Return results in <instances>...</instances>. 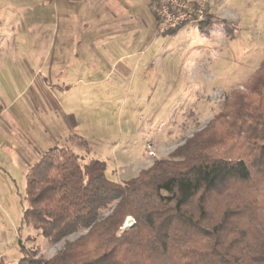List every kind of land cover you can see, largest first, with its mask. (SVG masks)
<instances>
[{"label":"rangeland","instance_id":"374dc122","mask_svg":"<svg viewBox=\"0 0 264 264\" xmlns=\"http://www.w3.org/2000/svg\"><path fill=\"white\" fill-rule=\"evenodd\" d=\"M155 6V0H0L2 57L7 48L27 62L32 57L37 68L47 50L41 77L65 84L61 100L78 116L70 133L88 149L67 137L57 145L84 161H106V176L120 183L203 127L264 60V0L192 1L200 21L177 24L172 34L157 32ZM207 17L211 24L199 28ZM61 32L72 35L58 48ZM4 90L0 81L2 106L10 101ZM17 138L10 136L16 145ZM35 153L26 155L35 161L41 155ZM19 156L18 145H0V264L18 263L20 242L49 258L80 234L49 242L22 222L27 164ZM132 223L128 216L122 228Z\"/></svg>","mask_w":264,"mask_h":264},{"label":"trees","instance_id":"16d2710c","mask_svg":"<svg viewBox=\"0 0 264 264\" xmlns=\"http://www.w3.org/2000/svg\"><path fill=\"white\" fill-rule=\"evenodd\" d=\"M106 168L59 145L28 166L22 222L49 242L80 234L49 258L20 242L17 264H264V60L166 157L123 183Z\"/></svg>","mask_w":264,"mask_h":264},{"label":"crops","instance_id":"0c3cea01","mask_svg":"<svg viewBox=\"0 0 264 264\" xmlns=\"http://www.w3.org/2000/svg\"><path fill=\"white\" fill-rule=\"evenodd\" d=\"M59 35L65 41L62 45L59 42L58 48L66 47L72 34L61 32ZM78 44L81 45V42ZM5 50L7 58L2 57L5 53L0 45V81L4 93L10 95V101L0 105V145H18L19 158L26 161L28 168L34 161L27 155L32 157L35 151H38L35 154H42L44 149L57 145L59 140L70 135L77 127L78 116L72 106L61 100L59 94L65 92L63 81L41 77L42 68L47 64L46 49L41 50L42 59L37 68L34 67L37 65L36 60L34 64L30 62L32 57L27 62L26 55L21 56L19 53L20 57H17L14 52L7 48ZM7 51L11 54L8 55ZM6 111L10 113L5 115ZM10 136H19L17 145L14 142L16 137L13 141Z\"/></svg>","mask_w":264,"mask_h":264},{"label":"built area","instance_id":"2783aa9c","mask_svg":"<svg viewBox=\"0 0 264 264\" xmlns=\"http://www.w3.org/2000/svg\"><path fill=\"white\" fill-rule=\"evenodd\" d=\"M195 0H155V11L159 18L157 32L162 33L177 24L189 23L196 24L200 21L202 10H195L191 2ZM197 9V8H196ZM34 63V59H30ZM153 154L152 151H150Z\"/></svg>","mask_w":264,"mask_h":264},{"label":"water","instance_id":"95a60500","mask_svg":"<svg viewBox=\"0 0 264 264\" xmlns=\"http://www.w3.org/2000/svg\"><path fill=\"white\" fill-rule=\"evenodd\" d=\"M132 225H133V223H132L131 225H126V224H125L124 227H125V228H128V227H131Z\"/></svg>","mask_w":264,"mask_h":264},{"label":"bare ground","instance_id":"6f19581e","mask_svg":"<svg viewBox=\"0 0 264 264\" xmlns=\"http://www.w3.org/2000/svg\"><path fill=\"white\" fill-rule=\"evenodd\" d=\"M128 225H131V224H128Z\"/></svg>","mask_w":264,"mask_h":264}]
</instances>
